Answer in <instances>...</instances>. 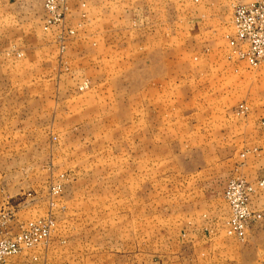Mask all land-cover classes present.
Here are the masks:
<instances>
[{
    "label": "rangeland",
    "instance_id": "rangeland-1",
    "mask_svg": "<svg viewBox=\"0 0 264 264\" xmlns=\"http://www.w3.org/2000/svg\"><path fill=\"white\" fill-rule=\"evenodd\" d=\"M252 1L0 0V249L18 244L1 264H264V179L230 178L228 213L208 226L216 242H183L202 178L245 155V132L209 126L248 117L244 96L264 95V60L229 44L234 7ZM101 30L120 49L103 83L95 59L71 76L62 58L80 39L94 50ZM160 44L174 76L163 85L128 55L148 45L158 60ZM33 46L34 66L22 65ZM218 75L220 99L204 82ZM233 180L253 188L243 238L228 234Z\"/></svg>",
    "mask_w": 264,
    "mask_h": 264
},
{
    "label": "crops",
    "instance_id": "crops-1",
    "mask_svg": "<svg viewBox=\"0 0 264 264\" xmlns=\"http://www.w3.org/2000/svg\"><path fill=\"white\" fill-rule=\"evenodd\" d=\"M108 36H111L112 38L109 39ZM75 42L76 43L72 44V46L70 47L69 51L66 52L61 62L64 61L66 65H71L70 69L74 70L70 73L72 76L75 74V72H78L75 69L79 67V64L84 61H91L95 59L97 63L96 73H101V75L99 76V78L101 79L97 81V83H103V78L105 77L103 65L105 61L113 62L114 60H116L118 57V52L120 50L119 45L116 43L114 33L108 30H101L99 33H97L95 44V48L97 50L95 48L94 50L90 48L86 50L87 47L84 39H80L79 41L77 40ZM147 44H149V41ZM160 45V51L158 52L159 59L155 61L151 56V52H148V48L150 49L148 45L145 46L143 52L136 51V47L134 45L128 51V55L132 63H136L137 57H139L138 60H140V56L142 55L145 67H149L150 69H152L153 67V69L157 71L155 73L156 82L163 85L168 84V82L174 76L167 66V47ZM28 57H30V63H28L29 59L25 60L23 58L21 60V64L27 67H30L28 66L30 64L31 67H33L34 60L38 58V49L35 50L33 46L31 50H27L25 58ZM175 68L176 75H178V73L180 75V73H182L183 71V66L176 65ZM64 75L66 74L60 75L59 79L55 74L51 75V73H49L47 80V82L49 83L48 85H51L53 83L56 84L57 80L58 82H60V84L63 83L62 80L65 79ZM202 79L203 78H200V76H198L196 77L195 81L200 83L202 82ZM205 81L208 82V84L213 85L209 87L210 96L213 95L214 98L220 99L221 93L219 92V85L222 83L220 75H218L217 77L208 76L204 79V82ZM31 82L34 83V81ZM148 82L151 84V76L149 77ZM216 84H218V87L216 86ZM159 94L160 96H163V93L161 91H159ZM244 98H246V100H250L252 107V110L248 114V117L240 118L235 121V124H232L230 114L225 112L224 115H222L224 117L223 124H221L218 129H216L215 126V128L213 129L212 126H209V131L234 130L239 132H245L246 136L244 139L245 143L243 150V154L245 155L244 157H242L240 154L239 157L235 156L234 158L226 160L225 162L227 166L223 171H220V173L217 172L215 174H208L206 177L202 178L200 187L198 189L203 204V208L200 209L202 215L201 217H199V219L196 218L195 221L191 224V226L187 228V232L184 237L186 239L183 238L184 243L191 242L196 245H202L209 243L214 244L216 242L217 239L210 236L211 233L208 231L210 230V227L208 226H210L211 224L214 225V221H216V223L219 222L218 224H220L219 215L222 214L221 212L223 209L225 213H228V209L226 205H224V195L227 190V182L230 178L236 176L237 173H240L242 177H245L246 179H249L251 181L257 179H264V95H260L258 93L250 95L246 94ZM144 99L145 107L148 105V100L151 104V89L149 90V92L145 91ZM216 114L220 115L219 113ZM208 115L215 116V114H213V111L211 110ZM254 149H257V151H254Z\"/></svg>",
    "mask_w": 264,
    "mask_h": 264
},
{
    "label": "built area",
    "instance_id": "built-area-1",
    "mask_svg": "<svg viewBox=\"0 0 264 264\" xmlns=\"http://www.w3.org/2000/svg\"><path fill=\"white\" fill-rule=\"evenodd\" d=\"M234 37L229 44L236 49L238 56L258 66L264 60V0H253L239 3L233 10ZM253 188L245 181H231L227 199L232 209L228 222V234L243 238L249 223V200ZM0 264L18 251L16 242L3 241L1 246Z\"/></svg>",
    "mask_w": 264,
    "mask_h": 264
}]
</instances>
